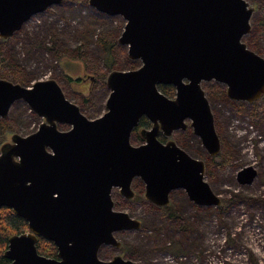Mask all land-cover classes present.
I'll return each instance as SVG.
<instances>
[{
  "label": "water",
  "instance_id": "water-1",
  "mask_svg": "<svg viewBox=\"0 0 264 264\" xmlns=\"http://www.w3.org/2000/svg\"><path fill=\"white\" fill-rule=\"evenodd\" d=\"M62 1L0 0V38L11 37L33 15ZM88 3L123 17L117 42L141 65L107 74L106 110L93 119L65 97L54 79L25 86L0 78V118L18 100L42 118L36 130L12 133L0 148V208L11 209L28 225L7 240L3 255L9 264H137L121 255L98 257L103 245L120 248L116 232L141 228V221L113 209L112 189L131 199V183L140 178L145 199L156 206H166L171 191L179 188L196 205H219L220 197L204 178V161L170 137L190 128L210 157L220 152L202 82L225 85L233 101L252 104L264 96V58L242 41L254 11L247 1ZM159 85L173 86L174 97L164 95ZM143 117L151 125L139 129L143 141L133 145L130 136ZM62 124L69 128L59 129ZM255 175L252 166H244L236 176L245 184ZM38 237L55 245L56 257L38 253Z\"/></svg>",
  "mask_w": 264,
  "mask_h": 264
},
{
  "label": "rangeland",
  "instance_id": "rangeland-1",
  "mask_svg": "<svg viewBox=\"0 0 264 264\" xmlns=\"http://www.w3.org/2000/svg\"><path fill=\"white\" fill-rule=\"evenodd\" d=\"M245 1L255 8L250 31L242 41L264 57V0ZM124 24L121 15L97 11L88 0H63L33 15L7 38L1 49L4 63L9 65L0 77L11 80L17 74L25 86L54 79L84 115L96 118L105 112L109 94L101 77L111 69L141 65L140 60L128 58L127 48L117 42ZM102 39L116 43L110 68L105 63L107 51ZM213 82H202L201 86L221 143L218 155L210 157L190 128L174 131L170 138L189 155L204 161V178L222 203L196 205L179 188L172 190L169 203L160 207L145 199L140 178L131 183L135 192L131 199L114 187L113 209L141 221V228L116 232L123 248L103 245L99 259L121 255L137 264H264V108L259 100L252 104L230 100L225 85ZM0 119L22 136L42 122L23 100L15 101L7 116ZM58 127L69 128L64 124ZM130 141L133 145L142 142L136 132ZM244 166H252L256 175L250 183L241 184L236 175Z\"/></svg>",
  "mask_w": 264,
  "mask_h": 264
},
{
  "label": "trees",
  "instance_id": "trees-1",
  "mask_svg": "<svg viewBox=\"0 0 264 264\" xmlns=\"http://www.w3.org/2000/svg\"><path fill=\"white\" fill-rule=\"evenodd\" d=\"M254 8H255V6H254ZM6 40L7 39L0 38V73H3L4 70H5L4 67L9 65V64H5L4 63L5 59L3 57V53H2V49H1V46L4 44V42ZM101 43H102L101 45L107 51V59L105 60V63L107 65V67L110 68L111 64H112V61H113V54L115 52H117L116 51L117 50L116 49V43L113 42V41H104L103 39L101 40ZM255 53H257V52H255ZM260 56H262V55H260ZM128 70H130V69H128ZM3 77H5V76H3ZM3 77H0V78H3ZM67 78L70 81L73 79V77H71V76H67ZM101 78L104 81L106 80V76H104V75ZM5 79H7V78H5ZM22 80L23 79H20V77L17 74H13L12 79L10 81H12L14 83L22 84L21 83ZM76 81H79V79L77 78ZM213 83H216V82H213ZM217 84H219V83H217ZM202 88H203V90L205 92V89H204L203 85H202ZM158 89L164 95H166L167 97L172 98L175 95V89L171 85H159ZM205 95H206V92H205ZM259 102H260V104L263 105V108H264V96L261 99H259ZM209 105H210V103H209ZM210 109H211V107H210ZM150 125L151 124L149 123V121L146 118L143 117V118L140 119L138 127L134 128L133 132L138 133V138L141 141H143L142 137L139 135V129L142 128V127H150ZM13 131L14 130L12 129L11 125H9L4 120L0 119V148H1V146L3 144H5L6 142L9 141L10 135L13 133ZM159 139L161 141L165 140V138L162 135H159ZM221 203H222V201H221ZM27 230H28V225H27L26 221L23 218L15 215L12 212V210L9 209V208H5V207L0 208V264H8L9 263V261L7 259H5L4 255H3L4 251L7 248V240H8V238L11 235L21 234V233H23V232H25ZM36 247H37L38 253L41 254V255H44V256H47V257H55L56 256L57 250H56V247L54 246V244L51 241H48V240L43 239L41 237H38L37 238ZM122 248H123V246H121V249Z\"/></svg>",
  "mask_w": 264,
  "mask_h": 264
},
{
  "label": "flooded vegetation",
  "instance_id": "flooded-vegetation-1",
  "mask_svg": "<svg viewBox=\"0 0 264 264\" xmlns=\"http://www.w3.org/2000/svg\"><path fill=\"white\" fill-rule=\"evenodd\" d=\"M55 246V245H54ZM121 247V246H120ZM56 257V256H55ZM6 259V258H5ZM8 260V259H7ZM9 261V260H8ZM9 264V263H8Z\"/></svg>",
  "mask_w": 264,
  "mask_h": 264
}]
</instances>
